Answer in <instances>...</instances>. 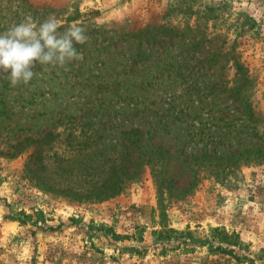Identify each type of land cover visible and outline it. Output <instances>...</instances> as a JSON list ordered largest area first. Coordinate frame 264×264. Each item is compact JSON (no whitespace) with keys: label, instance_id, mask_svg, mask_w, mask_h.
Masks as SVG:
<instances>
[{"label":"rangeland","instance_id":"1","mask_svg":"<svg viewBox=\"0 0 264 264\" xmlns=\"http://www.w3.org/2000/svg\"><path fill=\"white\" fill-rule=\"evenodd\" d=\"M25 15L89 40L0 75V264H264V0H0V33ZM129 129L164 157L73 197Z\"/></svg>","mask_w":264,"mask_h":264},{"label":"clouds","instance_id":"2","mask_svg":"<svg viewBox=\"0 0 264 264\" xmlns=\"http://www.w3.org/2000/svg\"><path fill=\"white\" fill-rule=\"evenodd\" d=\"M61 22L55 16L37 22L31 15L0 33V75L11 86H28L37 74L38 65L65 68L81 59L75 45H83L89 37L86 29L73 23L59 32Z\"/></svg>","mask_w":264,"mask_h":264},{"label":"trees","instance_id":"3","mask_svg":"<svg viewBox=\"0 0 264 264\" xmlns=\"http://www.w3.org/2000/svg\"><path fill=\"white\" fill-rule=\"evenodd\" d=\"M145 133L146 132H142L138 129H129L127 131H123L121 133V139H120V144L122 146L121 148L123 149V153L119 154L115 159H113L114 166L113 164L110 165L108 170L109 171L108 178H106L104 181H101L99 185H95L97 181H100L99 179L96 180L91 179V181L94 183V185L92 186L93 189H89L85 192L74 191L71 193V195L76 198L78 197L77 199H84V201L89 199L96 201V200L104 199L105 196L115 195L120 191L122 185L126 182V179L128 178L131 179L133 177L138 176L140 167H142V165L144 164L149 163L153 155H156L154 157H156L158 161H160V159L164 157L166 150L160 153L157 149L149 153V149L146 144L148 140H145L144 137ZM132 149H135L133 154L130 153V150ZM126 152L127 154L130 153L128 155V158H126ZM208 157L215 158V156H210V155H208ZM189 158H191L192 160L196 159L195 156H190ZM216 158L219 159L220 157L217 156ZM109 160L111 159L108 158L107 160H104L102 166L99 168H103L104 164H106V162ZM127 160L131 162L132 170L129 169L130 164H125ZM41 161L42 158L40 157V162ZM187 161L188 158L185 157L182 160V164L185 165ZM26 171L31 172L32 169L27 166ZM88 175H93V173H89ZM106 182L108 183L110 182V185H108ZM62 192L68 193L66 189L65 191Z\"/></svg>","mask_w":264,"mask_h":264}]
</instances>
